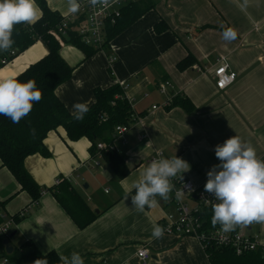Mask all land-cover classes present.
<instances>
[{
  "label": "crops",
  "instance_id": "obj_1",
  "mask_svg": "<svg viewBox=\"0 0 264 264\" xmlns=\"http://www.w3.org/2000/svg\"><path fill=\"white\" fill-rule=\"evenodd\" d=\"M46 1L63 17L72 14L77 5V0ZM149 1L153 9L88 59L66 42L70 37L58 41L61 56L74 68L71 79L57 90L70 113L78 102H87L90 109L96 102V89L117 84L126 87L122 88L124 95L132 101L140 122L123 138L113 137L130 174L118 180L104 160L94 166L97 153L93 155L89 139L71 141L63 129L51 132L45 140L51 156L37 154L25 162L44 191L38 203L0 166V224L30 209L10 230L8 239L14 249L29 241L43 254L54 253L60 259L79 253L84 264H211L195 237L165 232L160 237L153 235L154 226L162 227L170 209L164 199L156 196L157 203L141 211L133 206L131 195L158 153L188 162L190 168L182 176L198 188L204 187L212 166L220 163L215 146L230 137L239 136L264 160V0ZM40 17L38 6L36 22ZM158 26L162 32L157 31ZM228 28L236 32L234 39L224 38ZM48 52L37 41L0 66V77H18ZM222 59L237 74L226 90L216 86L215 70ZM182 63L184 69L179 67ZM166 81L172 88L163 95L159 89ZM177 96L187 98L191 109L164 108L168 99ZM61 178L70 182L97 215L85 229L48 192ZM238 228L257 237L264 247V222ZM12 233H16L14 237ZM5 240L1 237L0 261L10 259ZM144 247L150 254L147 261L138 256Z\"/></svg>",
  "mask_w": 264,
  "mask_h": 264
},
{
  "label": "trees",
  "instance_id": "obj_2",
  "mask_svg": "<svg viewBox=\"0 0 264 264\" xmlns=\"http://www.w3.org/2000/svg\"><path fill=\"white\" fill-rule=\"evenodd\" d=\"M41 10V17L34 24L21 23L15 25L12 33L14 44L8 51H1L0 66L2 60H13L23 53L37 41L43 42L48 47V55L39 62L31 65L24 73L16 77L21 82L34 80L36 86L43 93L42 99L34 103L31 112L20 120L13 123L8 117L0 115V166L12 173L19 183L21 191L27 192L34 204L38 203L43 189L35 182L27 171L25 162L27 158L41 155L49 158L51 153L45 146V140L51 132L63 129L69 140L77 141L83 138L89 139L93 146V155L97 153V145L103 142L106 149L102 151L104 161L115 173L118 180L126 178L130 174L127 167L126 157L119 153L114 147L117 126H129L134 123V115L139 116L131 106L120 85L111 86L108 89L95 90V104L85 114L83 120L73 119L67 107L57 95V90L68 82L74 68L69 66L61 56L59 42L54 38L52 31L56 30L62 20V16L49 7L46 0H36ZM154 5L149 0H143L137 4L130 5L122 10L116 23L108 26V44L122 33L125 29L145 15ZM158 32L163 29L158 26ZM66 42L84 52L88 59L99 50H94L84 45L78 37L71 35ZM15 52V56H12ZM184 64H179L184 69ZM171 107L191 109V103L187 98L177 96ZM35 130L33 135L32 130ZM53 193L80 229H85L92 224L97 215L88 206L86 200L80 196L76 189L67 180H61L59 185L49 190ZM59 191L61 195H58ZM135 193V192H134ZM13 216L15 224L25 218ZM213 209H207L202 213L207 229L215 227L211 223ZM12 218V217H11ZM238 226L235 227V229ZM207 255L211 264H264V247L258 250L237 256L228 248L210 247ZM12 264H34L37 259L46 260L47 264H62L61 259L54 253L43 254L29 241L14 249L9 256Z\"/></svg>",
  "mask_w": 264,
  "mask_h": 264
},
{
  "label": "clouds",
  "instance_id": "obj_3",
  "mask_svg": "<svg viewBox=\"0 0 264 264\" xmlns=\"http://www.w3.org/2000/svg\"><path fill=\"white\" fill-rule=\"evenodd\" d=\"M38 18L36 0H0V51L12 48V33L15 25L34 24ZM236 32L228 28L225 39H234ZM43 93L34 80L21 82L16 77H0V115L8 117L13 123H19L38 103ZM71 113L73 119L83 120L89 111L87 102L75 103ZM33 135L35 130H32ZM215 156L220 161L207 172L205 192L211 194L218 203L212 205V225L221 226L224 232L236 226H246L253 222H264V160L259 159L256 150L237 135L215 146ZM188 162L173 158L154 159L144 170L142 178L135 184V194L131 195L133 206L143 210L146 205L157 203L155 197L167 200L173 185L171 178L188 171ZM205 203H209L204 199ZM163 228L156 225L153 235L160 237ZM62 264H84L79 253L70 257H61ZM34 264H47L37 259Z\"/></svg>",
  "mask_w": 264,
  "mask_h": 264
},
{
  "label": "built area",
  "instance_id": "obj_4",
  "mask_svg": "<svg viewBox=\"0 0 264 264\" xmlns=\"http://www.w3.org/2000/svg\"><path fill=\"white\" fill-rule=\"evenodd\" d=\"M143 0H77L75 11L67 16H64L58 28L51 32L57 41L65 40L72 34L80 39V41L94 50H104L108 46V26L116 23V19L121 15L122 10L126 7L137 4ZM15 56V52H12ZM114 59L111 60L113 62ZM9 60L4 59L2 64L9 63ZM216 86L219 90H226L232 86L237 80V74L231 72L229 65L225 59H222L219 66L215 70ZM125 89V86H121ZM172 88V84L166 81L160 85L159 91L166 95L168 90ZM174 98L168 99L164 103V108L171 107ZM128 99V98H127ZM132 105V101L128 99ZM153 109H157L154 105ZM134 123L140 122V118L134 115ZM133 123V124H134ZM117 126L115 134L121 138L131 130V126ZM97 154L94 166H99L100 162L104 160L102 151L106 149L103 143L97 146ZM116 150L117 148L114 147ZM118 151V150H117ZM162 153H158L153 157L159 159ZM183 177V176H182ZM61 179H57L56 185L61 183ZM173 185L170 196L164 200V204L170 208L166 212L162 220L163 232L171 235H179L184 237H195L207 251L210 247L228 248L235 252L237 256H242L246 253L253 252L259 249L260 245L257 237H252L244 234L238 228L224 232L221 227L216 229H207L205 226L202 213L207 209H212V205L218 203L215 198L205 192L204 187L198 188L193 183L181 176L171 178ZM50 192V191H48ZM108 193V191H106ZM207 199L209 203H205ZM29 208L23 210L19 214L20 217L29 212ZM15 221L13 218H7L0 224V241L1 237L8 239L10 230L14 227ZM138 256L147 261L150 257L147 248H141ZM0 264H9V260L4 259Z\"/></svg>",
  "mask_w": 264,
  "mask_h": 264
},
{
  "label": "water",
  "instance_id": "obj_5",
  "mask_svg": "<svg viewBox=\"0 0 264 264\" xmlns=\"http://www.w3.org/2000/svg\"><path fill=\"white\" fill-rule=\"evenodd\" d=\"M96 213H99V211L97 210ZM15 234H16V233H12L10 236H11V237H14ZM4 246H5V248H6V253H7V254H9V255L13 254L14 247L11 246V244H10V242H9V239H6V240L4 241Z\"/></svg>",
  "mask_w": 264,
  "mask_h": 264
},
{
  "label": "rangeland",
  "instance_id": "obj_6",
  "mask_svg": "<svg viewBox=\"0 0 264 264\" xmlns=\"http://www.w3.org/2000/svg\"><path fill=\"white\" fill-rule=\"evenodd\" d=\"M62 18H63V16H62ZM97 211V210H96Z\"/></svg>",
  "mask_w": 264,
  "mask_h": 264
}]
</instances>
